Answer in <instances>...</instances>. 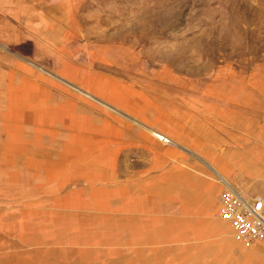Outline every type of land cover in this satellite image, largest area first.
Here are the masks:
<instances>
[{
	"label": "rangeland",
	"instance_id": "rangeland-1",
	"mask_svg": "<svg viewBox=\"0 0 264 264\" xmlns=\"http://www.w3.org/2000/svg\"><path fill=\"white\" fill-rule=\"evenodd\" d=\"M263 134L264 0H0V264H264Z\"/></svg>",
	"mask_w": 264,
	"mask_h": 264
},
{
	"label": "built area",
	"instance_id": "built-area-1",
	"mask_svg": "<svg viewBox=\"0 0 264 264\" xmlns=\"http://www.w3.org/2000/svg\"><path fill=\"white\" fill-rule=\"evenodd\" d=\"M221 213L243 240L264 239V195H248L225 185L221 196Z\"/></svg>",
	"mask_w": 264,
	"mask_h": 264
},
{
	"label": "crops",
	"instance_id": "crops-1",
	"mask_svg": "<svg viewBox=\"0 0 264 264\" xmlns=\"http://www.w3.org/2000/svg\"><path fill=\"white\" fill-rule=\"evenodd\" d=\"M229 138H231L230 135L224 137V139H229ZM212 141H215L214 137L212 138ZM212 145L213 146H218L220 144L213 143ZM246 146H251V145L250 144L244 145V147H246ZM260 147H262V146L260 145ZM263 148H264V134H263ZM235 157H236L235 158V163H238L240 165H242L243 163L247 164V166H245L243 169H246L247 171H249V173L255 174V175H262V172H263V179H264V153L263 154L260 153L259 155H257V154L252 155L250 149H244L238 155H235ZM220 173L228 180L227 177L230 176L229 175L230 173H228V171L222 170V171H220ZM228 182H229V180H228ZM219 183H221V185H217V190L221 191L219 193V195H218V202H217V205H218V209L217 210H218L219 222L221 224H224V225H225V222H227L228 225H229V228H231L233 230L232 226L230 225V223L227 221V219L221 213V210H220L221 209V207H220L221 206L220 196H221V193H222L225 185L220 180H219ZM229 183L232 184L231 181ZM197 186L200 187L198 184H197ZM222 186H224L223 189H222ZM198 187L196 188V191H195V194H194L195 197H196V205H197L196 210H198V209L200 210V208H198V205L201 206V203H199L198 200L200 201V199H202V197H203V191H202V196H201L200 193H199L200 190L198 191ZM262 191H263L262 195H264V186H263V189L261 188V192ZM260 193H251V194H260Z\"/></svg>",
	"mask_w": 264,
	"mask_h": 264
},
{
	"label": "bare ground",
	"instance_id": "bare-ground-1",
	"mask_svg": "<svg viewBox=\"0 0 264 264\" xmlns=\"http://www.w3.org/2000/svg\"><path fill=\"white\" fill-rule=\"evenodd\" d=\"M157 133H158L157 135H158L160 138H163L164 140L169 141L167 137L163 136L162 134H159V132H157ZM155 134H156V133H155ZM219 176H220V178L222 179V181H223L224 183H226L227 185H230V186H231V184L228 182V180H227L225 177H223V176H221V175H219ZM241 192H243V191H241Z\"/></svg>",
	"mask_w": 264,
	"mask_h": 264
}]
</instances>
